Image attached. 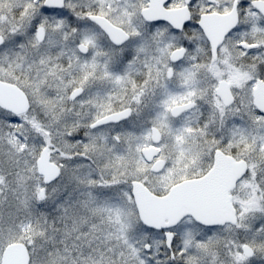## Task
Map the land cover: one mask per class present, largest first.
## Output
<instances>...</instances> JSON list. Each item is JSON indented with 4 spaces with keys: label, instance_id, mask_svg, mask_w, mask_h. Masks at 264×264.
<instances>
[{
    "label": "snow or ice",
    "instance_id": "snow-or-ice-1",
    "mask_svg": "<svg viewBox=\"0 0 264 264\" xmlns=\"http://www.w3.org/2000/svg\"><path fill=\"white\" fill-rule=\"evenodd\" d=\"M0 264H264V0H0Z\"/></svg>",
    "mask_w": 264,
    "mask_h": 264
}]
</instances>
